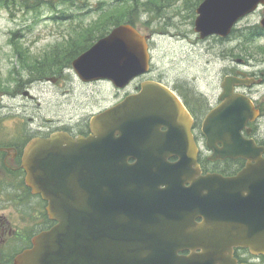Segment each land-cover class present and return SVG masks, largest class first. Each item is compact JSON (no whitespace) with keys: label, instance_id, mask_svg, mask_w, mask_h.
Listing matches in <instances>:
<instances>
[{"label":"water","instance_id":"obj_1","mask_svg":"<svg viewBox=\"0 0 264 264\" xmlns=\"http://www.w3.org/2000/svg\"><path fill=\"white\" fill-rule=\"evenodd\" d=\"M259 5L264 0H205L195 31L202 39L227 38ZM149 39L121 25L73 67L86 81L107 79L125 88L149 71ZM241 84L253 83L231 77L225 88ZM222 100L204 127L210 140L224 145L214 159H251L241 131L259 113L248 97L233 91ZM188 118L173 91L150 83L139 96L95 118L94 136L75 140L57 134L30 143L24 158L27 184L49 202V216L58 224L39 235L15 264H238L235 248L264 255V161L254 158L257 165L234 179L195 178L196 156L190 152L180 153L183 165L175 168L158 172L142 166L153 159L135 138L150 130L154 119L164 120L171 132L179 126L184 138ZM130 159L137 163L128 165ZM199 218L204 222L197 224Z\"/></svg>","mask_w":264,"mask_h":264},{"label":"rangeland","instance_id":"obj_2","mask_svg":"<svg viewBox=\"0 0 264 264\" xmlns=\"http://www.w3.org/2000/svg\"><path fill=\"white\" fill-rule=\"evenodd\" d=\"M46 1L53 5H41L30 10L20 4L4 5L0 0V88L3 90L8 91L17 80H28L25 72L37 71V65L33 61L41 62L47 56L48 59L53 57L54 54L49 50L65 49L66 52L59 54L58 62L66 57L69 65L73 59L69 53H73V50L78 51V54L83 53L100 35L109 30L110 25L105 23L102 14L117 7L124 10L133 6L131 17L134 18V23L144 34L153 35L150 50L155 77L178 89L191 107H202L207 112L208 103H214L218 95V84L221 76L226 73V68H236L235 63L228 62L230 57H226L230 52L237 51L235 59H250L257 65L264 61V41L246 45L245 38L241 36L242 30L261 24L264 7L243 19L231 39L219 43L213 38L201 41L194 32L196 10L203 0ZM260 67L262 68L261 65ZM68 89L57 90L59 100L56 103L61 105L60 102L64 101L63 92ZM103 90L106 102L103 103V100L100 101L89 93L75 103L78 110L74 115L108 108L131 91L132 86L122 93H117L111 87H104ZM260 95H264V89H261ZM47 96L49 103L45 107L50 112L51 101L57 98L51 93ZM32 214L28 215L29 218L19 214L12 221L25 225L40 222L41 216L36 215L35 211ZM260 264H264V261Z\"/></svg>","mask_w":264,"mask_h":264},{"label":"flooded vegetation","instance_id":"obj_3","mask_svg":"<svg viewBox=\"0 0 264 264\" xmlns=\"http://www.w3.org/2000/svg\"><path fill=\"white\" fill-rule=\"evenodd\" d=\"M225 42L223 41V43ZM48 52L54 54L51 59H48L47 56L46 59L38 62L39 69L36 72H25L28 75V80H17L9 87L8 91L0 88V264H15L16 258L20 254L33 247L34 238L51 230L56 224L47 214V203L41 196L33 194L26 184L27 173L23 165L28 145L35 139H49L60 133L68 134L74 139L90 137L93 134L92 120L108 108L95 109L87 114L75 116V111L78 110L75 103L81 101L89 93L93 94L95 98H99L100 101L103 100V103L106 102L104 87H111L117 93L123 92L106 81L87 83L81 80L70 69L68 61L64 57L58 62L59 54L66 52L65 49L59 48V51L49 50ZM77 52L73 50V53L70 54ZM226 57H230L228 62L235 63L236 68L232 70L226 68V73L221 76V81L218 84L216 100L214 103H208L207 112L203 111L202 107H191L188 100L183 95L181 97L193 119L190 127L192 143L194 149L198 151V164L202 174L219 173L225 177H234L251 163L245 159L211 161L214 151L203 131L204 119L214 107L221 103L220 96L224 92L223 82L226 76L259 80L260 85L240 87L237 91L251 97L256 108L260 111V117L255 122L249 123L242 134L245 139L253 141L263 149L262 157L264 158V95H260L261 89H264V61L257 65L250 59L246 60L242 57L235 59V51L230 52ZM59 65H62V69L57 72L53 71ZM152 77L148 79L163 83L155 79L154 74ZM145 79L147 78H139L134 81L130 93H139ZM66 87L69 89L64 91L65 93L63 92L64 101H61V105H59V102L56 103L59 100L57 90H63ZM176 90L182 94L178 89ZM193 92L197 94L195 91ZM48 93L57 98L55 101H51L50 112L45 107L46 103H49L47 101ZM199 94L203 95V93ZM124 98V95L120 97L116 104ZM168 132V128L164 127L163 123H159V127L153 130V134L139 138L137 142L144 149L167 151L168 154L187 150L180 145L182 141L180 137L170 136ZM148 156L158 159L156 153ZM177 162L178 157L171 156L165 164H159V166L171 167ZM129 163L134 164L135 161L131 160ZM254 164L253 162L252 165ZM154 165L152 161L148 163L149 167H154ZM33 211L36 212V215L41 216L40 222L28 225L13 223L12 220L19 214L29 218L28 215H33ZM37 218L39 219V217ZM241 261H247L248 264H260L264 258L246 253Z\"/></svg>","mask_w":264,"mask_h":264},{"label":"trees","instance_id":"obj_4","mask_svg":"<svg viewBox=\"0 0 264 264\" xmlns=\"http://www.w3.org/2000/svg\"><path fill=\"white\" fill-rule=\"evenodd\" d=\"M154 1L160 2L159 0ZM2 2L4 3V5L18 6V4H20L30 10H35L36 8L41 7V5H53L52 2H48L46 0H2ZM127 12H129L130 14H126ZM132 13L133 6H129L124 10H121L117 7L114 10L105 11L102 15H104L103 18L106 21L105 23L110 25V28L106 31V33L102 34V36L108 34L112 28L120 24L126 23L135 26V20L133 17H131ZM241 36L245 38L246 45L254 44L258 40H264V28L258 25L244 29L241 31ZM262 48H264V45L262 46Z\"/></svg>","mask_w":264,"mask_h":264},{"label":"bare ground","instance_id":"obj_5","mask_svg":"<svg viewBox=\"0 0 264 264\" xmlns=\"http://www.w3.org/2000/svg\"><path fill=\"white\" fill-rule=\"evenodd\" d=\"M147 157L152 158V157H150V156H147ZM152 159H153L152 162H154V164H155L154 167H149V166H148V163H149V162H145V163H143L142 166L145 167V168H153V169H155L156 171L159 172V170H160L162 167L159 166V164H158V162H157L158 159H155V158H152ZM163 186H165V185H163ZM165 188H166V186H165ZM165 188H164V189H165ZM234 217H235V215H234Z\"/></svg>","mask_w":264,"mask_h":264}]
</instances>
